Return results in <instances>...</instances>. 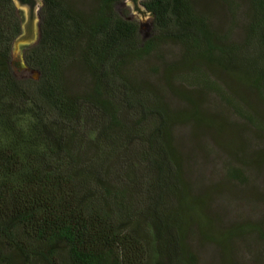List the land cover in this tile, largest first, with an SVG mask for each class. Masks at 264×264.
I'll return each mask as SVG.
<instances>
[{
  "label": "trees",
  "instance_id": "1",
  "mask_svg": "<svg viewBox=\"0 0 264 264\" xmlns=\"http://www.w3.org/2000/svg\"><path fill=\"white\" fill-rule=\"evenodd\" d=\"M121 1L43 0L40 39L26 55L39 78L19 80L10 57L20 19L14 0H0V264L194 263L187 210L201 207L186 200L173 131L211 123L173 81L188 74L217 91L200 64L232 74L247 58L248 83L264 98V0H249L240 43L196 0L144 2L155 28L142 40L117 14ZM168 45L180 60L139 77L137 66L163 62Z\"/></svg>",
  "mask_w": 264,
  "mask_h": 264
},
{
  "label": "rangeland",
  "instance_id": "2",
  "mask_svg": "<svg viewBox=\"0 0 264 264\" xmlns=\"http://www.w3.org/2000/svg\"><path fill=\"white\" fill-rule=\"evenodd\" d=\"M74 1L91 7L98 0ZM146 1L141 3L144 8ZM196 2L219 34L228 35L235 43L243 42L249 0ZM14 3L21 33L12 44L10 66L17 79L36 80L39 73L27 64L26 55L40 39L43 0ZM116 12L138 25L142 40L154 34V17L149 11L153 20L134 21L131 7L122 0ZM255 52L257 49L249 50L248 55ZM162 54L163 62L150 57L138 65L139 77L149 76V69L159 73L164 62L181 58L177 46L162 48ZM200 65V72L215 81L217 91L204 90L188 74H183L181 81H173L178 92L206 108L203 112L211 123L210 128L174 123V142L183 159L185 183L191 189L186 200L198 201L201 207L187 210L185 247L194 258L193 264H228L232 260L264 264V98L248 83L252 69L247 58L232 74L212 64ZM180 99L169 98L176 112L184 107ZM221 239L225 240L222 244Z\"/></svg>",
  "mask_w": 264,
  "mask_h": 264
},
{
  "label": "water",
  "instance_id": "3",
  "mask_svg": "<svg viewBox=\"0 0 264 264\" xmlns=\"http://www.w3.org/2000/svg\"><path fill=\"white\" fill-rule=\"evenodd\" d=\"M125 1L131 7L134 21L153 20V18L150 16L148 11L143 6H141V3L143 2V0H125Z\"/></svg>",
  "mask_w": 264,
  "mask_h": 264
}]
</instances>
